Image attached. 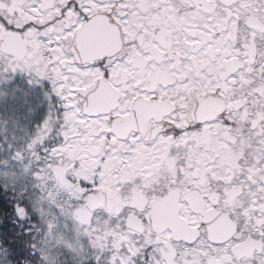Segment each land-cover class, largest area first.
<instances>
[{
    "label": "snow or ice",
    "instance_id": "6c2138e0",
    "mask_svg": "<svg viewBox=\"0 0 264 264\" xmlns=\"http://www.w3.org/2000/svg\"><path fill=\"white\" fill-rule=\"evenodd\" d=\"M0 264H264V0H0Z\"/></svg>",
    "mask_w": 264,
    "mask_h": 264
}]
</instances>
